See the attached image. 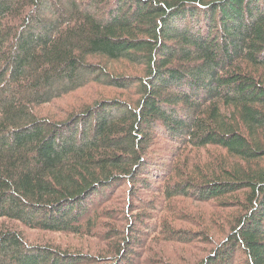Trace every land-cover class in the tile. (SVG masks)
Listing matches in <instances>:
<instances>
[{"label": "trees", "instance_id": "1", "mask_svg": "<svg viewBox=\"0 0 264 264\" xmlns=\"http://www.w3.org/2000/svg\"><path fill=\"white\" fill-rule=\"evenodd\" d=\"M187 202L196 264H264V0H0V264H142Z\"/></svg>", "mask_w": 264, "mask_h": 264}, {"label": "rangeland", "instance_id": "2", "mask_svg": "<svg viewBox=\"0 0 264 264\" xmlns=\"http://www.w3.org/2000/svg\"><path fill=\"white\" fill-rule=\"evenodd\" d=\"M101 92L107 93L101 88H98ZM94 90L90 91L91 95H94ZM94 93V94H93ZM87 95V97H91ZM119 206V205H118ZM185 206L195 214L192 217L190 223H177V228L180 230H187L193 236V243L183 245L178 243H170L162 241L161 237L152 235L146 240L145 252L142 251L141 258L142 264H162L165 261H171V264H196L199 257L205 258L208 255L211 247L207 244L208 238L200 237L203 230L209 231L218 236L217 231L210 229L208 224L210 222V214L214 212L211 205H203L200 203H185ZM205 212V213H203ZM205 216H204V215ZM158 218V214H153ZM155 220V219H154ZM161 229L157 230V234ZM26 235L31 242L52 244L60 247L62 250H70L75 253L82 252L85 255H89L88 252L95 253L97 249L106 247V242L98 238H81L72 235H57V234H45L39 232H32L26 230ZM204 232V233H205ZM195 233V235H194ZM220 238H215L219 240ZM145 240L143 241L144 244ZM82 250V251H81ZM99 264V262H97Z\"/></svg>", "mask_w": 264, "mask_h": 264}]
</instances>
